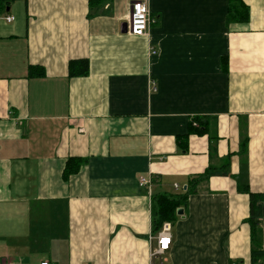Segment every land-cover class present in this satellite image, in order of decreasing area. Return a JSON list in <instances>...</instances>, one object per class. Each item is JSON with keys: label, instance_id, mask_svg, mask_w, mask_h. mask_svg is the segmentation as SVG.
I'll use <instances>...</instances> for the list:
<instances>
[{"label": "crops", "instance_id": "1", "mask_svg": "<svg viewBox=\"0 0 264 264\" xmlns=\"http://www.w3.org/2000/svg\"><path fill=\"white\" fill-rule=\"evenodd\" d=\"M132 1L0 0L4 263L148 264L153 196L227 161L178 212L165 264H253L240 188L264 195V0H240L244 22L230 0H150L142 38L122 32ZM71 158L87 162L66 178Z\"/></svg>", "mask_w": 264, "mask_h": 264}, {"label": "trees", "instance_id": "2", "mask_svg": "<svg viewBox=\"0 0 264 264\" xmlns=\"http://www.w3.org/2000/svg\"><path fill=\"white\" fill-rule=\"evenodd\" d=\"M107 0H89L92 9H98L104 6ZM229 17L237 22H244L248 19L249 10L240 0H230ZM43 75L44 70L39 67L31 68V74ZM89 74L88 60H73L69 63V76L70 77H86ZM198 123V127L191 124L188 134L204 135L209 131L208 121L196 119L193 121ZM211 147L217 137L210 138ZM185 141V140H184ZM186 149L184 144H181ZM215 146V145H214ZM213 146V148H214ZM87 160L82 158H71L67 163L65 170V177L76 174L81 167L86 164ZM229 163L225 161L220 168L210 166L206 172L197 179H193L184 193L172 195L167 193H156L153 196L152 208V228L153 233L157 234L164 223H174L178 219V210L187 205L189 195L195 193L196 186L199 180L207 179L214 176H226L229 173ZM242 193L248 194L250 197V217L249 223L251 225V260L253 264H264V238L262 231L259 229V224L262 222L264 225V195L251 193L248 186L240 188Z\"/></svg>", "mask_w": 264, "mask_h": 264}, {"label": "built area", "instance_id": "3", "mask_svg": "<svg viewBox=\"0 0 264 264\" xmlns=\"http://www.w3.org/2000/svg\"><path fill=\"white\" fill-rule=\"evenodd\" d=\"M149 1L150 0H133L130 4L129 15L127 19V34H129L130 36L135 38H142L148 35L150 26L154 22L150 14ZM5 20L7 23H12L14 21V18L8 16ZM139 184L141 187L148 190H150L152 187L151 180H148L145 177L140 178ZM175 187L177 189L179 188L178 186ZM172 227V223H164L156 237V246L153 247V244L151 242L148 264H154V259H158L159 264H165L167 262L165 255L170 250V247L172 245ZM0 264L9 263L0 261ZM232 264L238 263L233 262Z\"/></svg>", "mask_w": 264, "mask_h": 264}, {"label": "water", "instance_id": "4", "mask_svg": "<svg viewBox=\"0 0 264 264\" xmlns=\"http://www.w3.org/2000/svg\"><path fill=\"white\" fill-rule=\"evenodd\" d=\"M122 32L127 34V23H125V24L123 25ZM179 214H180V215L183 214V211L180 210V211H179Z\"/></svg>", "mask_w": 264, "mask_h": 264}]
</instances>
